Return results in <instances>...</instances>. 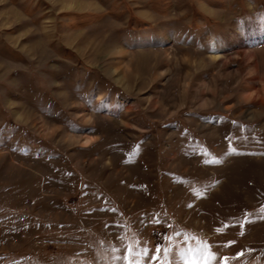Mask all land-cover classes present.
I'll return each mask as SVG.
<instances>
[{"label": "rangeland", "instance_id": "obj_1", "mask_svg": "<svg viewBox=\"0 0 264 264\" xmlns=\"http://www.w3.org/2000/svg\"><path fill=\"white\" fill-rule=\"evenodd\" d=\"M133 261L264 264V0H0V264Z\"/></svg>", "mask_w": 264, "mask_h": 264}, {"label": "snow or ice", "instance_id": "obj_2", "mask_svg": "<svg viewBox=\"0 0 264 264\" xmlns=\"http://www.w3.org/2000/svg\"><path fill=\"white\" fill-rule=\"evenodd\" d=\"M148 259H150L151 257H147ZM132 264H135V262L133 261Z\"/></svg>", "mask_w": 264, "mask_h": 264}]
</instances>
